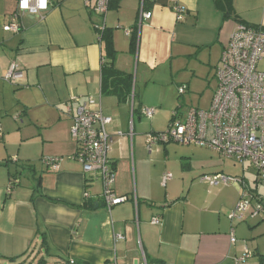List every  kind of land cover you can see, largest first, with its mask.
I'll use <instances>...</instances> for the list:
<instances>
[{"label": "crops", "instance_id": "obj_1", "mask_svg": "<svg viewBox=\"0 0 264 264\" xmlns=\"http://www.w3.org/2000/svg\"><path fill=\"white\" fill-rule=\"evenodd\" d=\"M18 3L0 0V119L7 131L0 139V264L34 256L43 264H49L44 257L54 264H237L249 249L228 218L239 188L212 186L204 178L178 184L173 176L164 185L169 161L162 158L171 142L148 150L147 135L156 132L142 130L141 122L152 121L158 110L149 108L147 89L136 93L139 82L147 87L160 82L158 70L203 51L201 63L219 67L238 24L264 28V0H147L149 21L140 20L141 0H110L106 26L117 52L115 66L135 72L133 92L124 101L102 90L105 51L92 1L49 0L43 18L20 14ZM177 5L185 10L181 21L173 10ZM13 18L20 30L5 31ZM12 66L23 74L16 83L5 81ZM159 102L169 118L175 99ZM81 104L112 119L106 131L114 192L127 199L119 206L87 208V201L102 198L103 186L75 158L72 128ZM146 109H155L153 118L144 115ZM52 158L61 159L58 171L45 162ZM11 176L17 178L12 188ZM154 218L161 224L153 225ZM256 252L260 259H252V252L242 264H264Z\"/></svg>", "mask_w": 264, "mask_h": 264}, {"label": "built area", "instance_id": "obj_2", "mask_svg": "<svg viewBox=\"0 0 264 264\" xmlns=\"http://www.w3.org/2000/svg\"><path fill=\"white\" fill-rule=\"evenodd\" d=\"M92 4L95 15L104 20L96 29L101 33L105 29L106 14L110 0H86ZM147 0H141L140 20L149 21L152 12L146 10ZM50 9L49 0H19L18 12L43 18ZM177 21L183 19L185 10L180 6L173 8ZM18 18V16H16ZM7 32L20 30L17 19L4 28ZM264 60V28L238 24L231 35L229 45L224 50L217 69V89L208 110L190 109L187 113L176 110L166 132L147 135L148 150L154 146L175 142L181 145L207 147L216 151L222 158L233 160L243 168L253 169L256 173L255 184L264 186V72L258 65ZM23 78L15 66L5 77L8 83H16ZM186 88H179V95L186 94ZM72 113V105L67 108ZM155 109L144 110L147 118H153ZM112 119L102 110L81 104L76 110L72 137L76 143L75 158L83 166L85 175L91 180H99L103 186V195L108 208L119 206L127 199L114 192L116 182L115 167L109 157L110 137L106 126ZM1 133V127H0ZM54 171L60 169V158L45 161ZM172 179L171 174L163 178L165 185ZM212 186L236 185L239 188V201L230 212L232 224L248 220H264V196L252 189L246 179L223 175L205 177ZM153 225H160L161 219L154 218ZM122 240V236H117ZM232 243H236L234 230ZM253 253L245 247L237 264L245 263ZM71 264H74L71 261Z\"/></svg>", "mask_w": 264, "mask_h": 264}, {"label": "rangeland", "instance_id": "obj_3", "mask_svg": "<svg viewBox=\"0 0 264 264\" xmlns=\"http://www.w3.org/2000/svg\"><path fill=\"white\" fill-rule=\"evenodd\" d=\"M203 56H205L204 51L191 57L179 59L173 66L168 65L158 70L159 83L150 82L148 87L146 84L141 82L138 83L136 96H138L141 91L144 93L147 89V100L148 103L152 105L149 106V108L158 110V114L152 121L147 119L142 120V130L148 132L154 130L156 133L167 131L173 113L167 118V116L163 114L162 106L159 101L167 104L175 99V109H173V111L180 110L182 113H187L192 108L201 110H208L210 108L211 101L218 85L216 77L218 66L209 67L208 65L202 64L201 61ZM258 69L264 72V61L258 65ZM133 76L135 77V72ZM181 87L187 90L184 96L179 95V88ZM136 103H138V100ZM1 117L2 116H0V118ZM15 117L18 118V115H15L13 118ZM6 118L9 117H4V119ZM2 119H0V139L3 140V137L7 135V131L3 127V123H1ZM2 140L0 144L4 143ZM12 148H15V144ZM165 148L167 154L166 156L164 155L162 159L164 161H169L166 174H171L174 177L173 180L178 182V184H181L183 180H185V182L190 185L193 181L201 182L203 178L212 177L213 175L228 177L238 176L239 178L246 179L252 189H257V191L264 196V186H258L256 188V173L253 169L248 168V171H244L241 166L234 165L231 161L223 160L215 152L206 148L195 146L188 147L175 142L169 143ZM161 157L162 156H158L156 159H160ZM15 160H17V157H14L8 164L10 166L14 165L12 161ZM17 169V167L13 168V170ZM25 178L26 175L22 180H25ZM27 180L29 179L27 178ZM207 189H210V187ZM186 190H188V188H186ZM212 196H214V194H212ZM233 226L239 230L236 238L240 242H246L249 249L256 253L252 259L259 257L256 251H258L260 255H264V220L250 219L247 222L235 223ZM44 259L49 264H54L53 261L47 260L46 257H44ZM26 261L23 260L20 264H39V262H42L41 259L38 261L35 256L29 262Z\"/></svg>", "mask_w": 264, "mask_h": 264}, {"label": "trees", "instance_id": "obj_4", "mask_svg": "<svg viewBox=\"0 0 264 264\" xmlns=\"http://www.w3.org/2000/svg\"><path fill=\"white\" fill-rule=\"evenodd\" d=\"M216 1L217 3H219L224 0H216ZM226 1L230 2L231 0H225V2ZM97 17L100 18V22L94 24L95 26L102 24L104 20L100 16ZM94 28L99 33V35H101V40L104 43L103 47L105 51V56H104L105 62H103V66H102V80H103L102 90L105 93H109V94L114 93L119 97L121 101H124L129 96H131L133 92L134 77L131 74H127L119 71L115 66L117 52L113 44L112 31L107 28L106 24H105V29L101 33L96 29V27ZM136 45H137V36L136 34L133 33L131 37V52L134 53ZM16 184H17V178L11 176L10 188L14 187V185ZM106 206L107 205L103 197L100 199L87 201V208L89 210H98L101 208H105ZM262 259H264V256H262ZM11 261L14 260L12 259ZM39 264H43V263L39 262Z\"/></svg>", "mask_w": 264, "mask_h": 264}]
</instances>
